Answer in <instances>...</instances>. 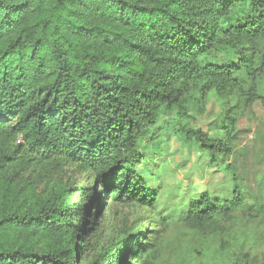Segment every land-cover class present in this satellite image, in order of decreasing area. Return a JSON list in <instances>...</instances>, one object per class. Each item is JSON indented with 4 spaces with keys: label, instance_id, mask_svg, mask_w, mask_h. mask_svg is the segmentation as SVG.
<instances>
[{
    "label": "trees",
    "instance_id": "1",
    "mask_svg": "<svg viewBox=\"0 0 264 264\" xmlns=\"http://www.w3.org/2000/svg\"><path fill=\"white\" fill-rule=\"evenodd\" d=\"M263 39L264 0H0V264H80L70 187L39 195L22 180L30 173L47 179L71 167L115 204L156 208L159 192L133 156L161 110L180 109L190 87L223 98L242 91ZM245 95L257 99L254 87ZM195 136L216 166L230 152ZM226 173L232 203L203 193L189 226L244 202L230 165ZM150 238L92 264H134Z\"/></svg>",
    "mask_w": 264,
    "mask_h": 264
},
{
    "label": "rangeland",
    "instance_id": "2",
    "mask_svg": "<svg viewBox=\"0 0 264 264\" xmlns=\"http://www.w3.org/2000/svg\"><path fill=\"white\" fill-rule=\"evenodd\" d=\"M257 69L255 81L241 83L242 91L223 98L190 87L180 109L161 110L151 136L133 156L137 171L159 192L154 209L111 202L90 175L71 167L47 179L34 173L22 178L34 182L37 194L44 196L62 183L70 187L75 216L71 240L79 245L80 264H92L136 240L146 243L148 236L153 248L141 252L134 264H264V39ZM251 87L257 99L249 104L245 93ZM197 132L228 146L219 166L203 151ZM228 165L239 179L244 202L227 217L204 227L189 226L187 214L203 193L222 205L232 203Z\"/></svg>",
    "mask_w": 264,
    "mask_h": 264
}]
</instances>
